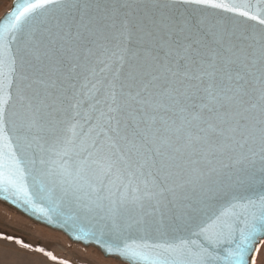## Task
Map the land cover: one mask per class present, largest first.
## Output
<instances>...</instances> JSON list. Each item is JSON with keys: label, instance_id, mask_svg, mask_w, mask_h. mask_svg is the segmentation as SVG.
<instances>
[{"label": "snow or ice", "instance_id": "6c2138e0", "mask_svg": "<svg viewBox=\"0 0 264 264\" xmlns=\"http://www.w3.org/2000/svg\"><path fill=\"white\" fill-rule=\"evenodd\" d=\"M27 180L130 264H256L264 0H20L0 25L3 198Z\"/></svg>", "mask_w": 264, "mask_h": 264}, {"label": "rangeland", "instance_id": "374dc122", "mask_svg": "<svg viewBox=\"0 0 264 264\" xmlns=\"http://www.w3.org/2000/svg\"><path fill=\"white\" fill-rule=\"evenodd\" d=\"M10 1L0 0V17L10 8ZM17 240L21 243L17 244ZM0 264L127 263L103 255L94 246L73 242L62 232L37 223L0 201ZM256 264H264V240L260 242Z\"/></svg>", "mask_w": 264, "mask_h": 264}, {"label": "water", "instance_id": "95a60500", "mask_svg": "<svg viewBox=\"0 0 264 264\" xmlns=\"http://www.w3.org/2000/svg\"><path fill=\"white\" fill-rule=\"evenodd\" d=\"M18 2H20V0H11L10 8L0 17V25L5 22L8 15L14 10V7ZM252 2L255 3L256 0H252ZM25 186L28 190L27 197L22 194L17 197L12 192H9L7 194L9 199L5 200L3 198L5 194L0 193V201L29 219L62 232L73 242L94 246L103 255L116 257L120 261L130 264L125 257L118 256L115 253H106L104 249L100 247L96 242V237L91 235V233L95 232L96 236H99L98 226L94 221L86 217H78L74 215V213L66 206L57 207L49 201L41 199L38 195L34 194L35 189L32 187L31 180L25 181ZM139 264H145V262L141 261Z\"/></svg>", "mask_w": 264, "mask_h": 264}, {"label": "crops", "instance_id": "0c3cea01", "mask_svg": "<svg viewBox=\"0 0 264 264\" xmlns=\"http://www.w3.org/2000/svg\"><path fill=\"white\" fill-rule=\"evenodd\" d=\"M10 3H11V1H10Z\"/></svg>", "mask_w": 264, "mask_h": 264}]
</instances>
